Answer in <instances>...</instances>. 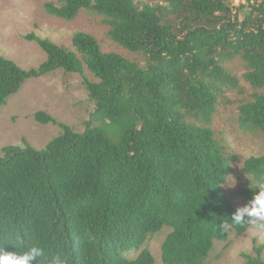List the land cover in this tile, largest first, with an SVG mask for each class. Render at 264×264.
<instances>
[{
	"label": "trees",
	"instance_id": "obj_1",
	"mask_svg": "<svg viewBox=\"0 0 264 264\" xmlns=\"http://www.w3.org/2000/svg\"><path fill=\"white\" fill-rule=\"evenodd\" d=\"M250 1L258 6L243 20L228 0L142 8L135 0L46 3V13L64 21L82 11L103 16L110 39L144 55L146 64L103 52L84 32L72 38L78 54L27 34L47 55L37 69L0 57V107L27 82L58 71L83 75L86 68L96 80L84 81L95 110L83 131L38 112L37 122L62 134L42 150L3 148L0 246L39 244L66 264H155L141 247L169 228L163 264H207L215 243L229 241V229L244 234L251 226L231 222L237 208L223 187L236 157L208 125L220 97L239 88L224 62L239 57L244 79L264 89V0ZM239 110L241 127L264 136V94ZM243 176L250 177L251 187L241 191L248 202L264 177V153L245 161ZM263 252L254 240L244 264H264Z\"/></svg>",
	"mask_w": 264,
	"mask_h": 264
},
{
	"label": "rangeland",
	"instance_id": "obj_2",
	"mask_svg": "<svg viewBox=\"0 0 264 264\" xmlns=\"http://www.w3.org/2000/svg\"><path fill=\"white\" fill-rule=\"evenodd\" d=\"M48 2L57 3L58 0H0V57L12 60L25 70L37 69L46 61L47 55L36 43L25 40L27 34L35 33L77 53L72 38L76 33L84 32L98 41L103 52L118 53L138 62L140 66L146 64L144 55L131 53L110 39V28L103 16L82 11L73 21H64L46 13L44 5ZM135 3L140 8L147 4L165 5L162 0H135ZM228 3L240 20L258 6L250 0H228ZM169 18L175 20L174 16ZM223 66L238 79L239 88L220 97L208 127L213 130L226 154L236 157L223 187L232 204L238 208L247 203L241 191L251 187L248 185L250 177L243 176L244 163L250 157L264 153V136L241 127L239 107L252 101L254 95L264 94V89L254 88L244 79L247 69L239 57L224 62ZM85 79L96 81L85 68L83 75H64L58 71L27 82L18 94L0 107V155L7 146L24 147L28 144L42 150L62 134L59 126L37 122L35 115L38 112L50 115L77 132L83 131L95 110V104L89 99L84 85ZM170 232L171 229L164 228L150 234L141 247V250L147 248L151 251L155 264H163L161 246ZM254 240L264 244V231L250 227L244 234L237 235L233 229H229V241L215 243L207 264H244L242 255L252 253Z\"/></svg>",
	"mask_w": 264,
	"mask_h": 264
},
{
	"label": "clouds",
	"instance_id": "obj_3",
	"mask_svg": "<svg viewBox=\"0 0 264 264\" xmlns=\"http://www.w3.org/2000/svg\"><path fill=\"white\" fill-rule=\"evenodd\" d=\"M256 190L251 199L238 207L231 217L233 224H249L259 231H264V177L256 181ZM223 227V225H221ZM0 264H66L61 256H50L45 247L39 244L25 246V250H10L0 246Z\"/></svg>",
	"mask_w": 264,
	"mask_h": 264
}]
</instances>
